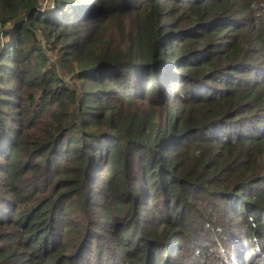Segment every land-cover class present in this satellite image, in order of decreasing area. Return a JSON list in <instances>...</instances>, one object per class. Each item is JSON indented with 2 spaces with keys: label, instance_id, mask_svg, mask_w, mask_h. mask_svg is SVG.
Instances as JSON below:
<instances>
[{
  "label": "trees",
  "instance_id": "16d2710c",
  "mask_svg": "<svg viewBox=\"0 0 264 264\" xmlns=\"http://www.w3.org/2000/svg\"><path fill=\"white\" fill-rule=\"evenodd\" d=\"M46 1L0 0V264H252L264 0Z\"/></svg>",
  "mask_w": 264,
  "mask_h": 264
},
{
  "label": "clouds",
  "instance_id": "9594fccd",
  "mask_svg": "<svg viewBox=\"0 0 264 264\" xmlns=\"http://www.w3.org/2000/svg\"><path fill=\"white\" fill-rule=\"evenodd\" d=\"M243 242L248 246V251L245 253L246 261H251L252 264H264V247H262L260 239H244ZM218 257L217 264H235L234 258L230 257L228 250L223 245L219 248Z\"/></svg>",
  "mask_w": 264,
  "mask_h": 264
},
{
  "label": "rangeland",
  "instance_id": "374dc122",
  "mask_svg": "<svg viewBox=\"0 0 264 264\" xmlns=\"http://www.w3.org/2000/svg\"><path fill=\"white\" fill-rule=\"evenodd\" d=\"M53 3H54V0H47L46 3H45V7H52L53 6ZM52 5V6H50ZM2 44L4 45V43L2 42Z\"/></svg>",
  "mask_w": 264,
  "mask_h": 264
}]
</instances>
